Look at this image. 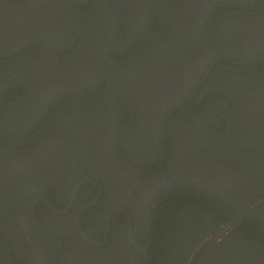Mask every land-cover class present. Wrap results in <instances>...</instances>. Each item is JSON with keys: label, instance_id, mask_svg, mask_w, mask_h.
Wrapping results in <instances>:
<instances>
[{"label": "flooded vegetation", "instance_id": "1", "mask_svg": "<svg viewBox=\"0 0 264 264\" xmlns=\"http://www.w3.org/2000/svg\"><path fill=\"white\" fill-rule=\"evenodd\" d=\"M154 1L157 0H97L95 13L92 15L87 9L85 14L89 17L80 19L85 27L87 26L83 34H80V24L73 13L70 0H0V202L7 196L5 206L8 209V213L2 211L0 203V222L3 234L9 242L7 245H10L0 252V264H145L144 258L135 251L133 243L129 240V219L122 210L112 212L109 225L110 240L108 243H102L108 233L106 218L111 208L117 205H125L131 211L133 238L138 246H146L149 264L164 263L168 253L183 254L179 256V260L176 254L169 256L172 257L169 264H183L185 260L182 259L187 253L192 256L187 260L188 263L184 264H195L208 250L210 254L214 253V248L209 249L214 244L218 245L216 252L226 247H238L243 234L239 233L232 238V232L239 226L237 220L222 222L214 233L231 227L228 236L211 243L192 263L190 261L205 241L198 243L199 238L205 235L206 228L196 235L194 246L189 244L193 249L188 246L185 252V241L181 239L183 237H179V233H183L181 227L175 226L176 236L173 232V238L163 231V228L157 234L154 233L150 225L151 219L162 215L156 216L160 208L170 200L176 185L188 178L203 182L222 196H226L225 192L228 190H233L240 200V205H243L240 208L243 217L261 210L260 207L264 206V202L260 205L261 201L255 208H250L249 205L256 195L255 191L261 192L264 189V69L254 67L250 76L243 80L245 83L233 82L237 89L249 86V95L245 96V104L237 105L232 111L223 113V118L217 119L213 112L206 109L209 97L200 95L206 90L209 78L215 75L214 71L218 78L211 82H218L219 87L231 91L233 87L225 72H232L236 68L250 72V67H253L251 65L264 67V0H182L179 4L182 12L179 16L168 19L169 24L189 33L197 43L194 56L189 61H183L180 69H169L166 77L168 82L177 87L176 94L180 105L189 100H184V97L190 95L191 99L195 95L191 103L186 104L171 118L172 120L179 114L175 125L172 126L173 137H170L171 132L168 131L171 120L166 126L169 146L166 170L173 181L172 190L161 169L165 158L162 132L165 120L175 108L167 114L172 106L168 107L163 103L167 110L159 112L163 115L161 135L152 137L142 123L149 113L146 112L147 99L153 100L156 95L153 96L151 91L142 86L145 95L142 96L139 107L134 105L133 130L114 137V134L104 133L108 127L104 126L102 121L98 122L96 130H80L81 120L84 125L93 122L96 126L98 113L95 109L102 114L101 109L106 106L100 98L93 99V95L85 97L83 94H77L74 98L60 96L93 85L104 88L98 82L104 76L109 77L113 85L119 83L123 86L128 97L126 99L124 94L123 101L127 105L130 103L135 89V83L126 79L127 70L133 72L134 68V59L129 56L131 45L135 39L144 37L143 29L147 25L154 24L152 18L150 20L149 16H146L151 15L149 7L153 6ZM143 7L146 8L136 10ZM219 9L237 11L234 15L221 18V22H225L227 27L232 24L236 29L234 35L229 34L225 39L210 34L211 28L219 22L213 19ZM164 11L167 17L172 13L171 10L169 13ZM208 11L211 15L206 17ZM143 18L145 19L142 20ZM115 21L120 22L116 36L122 42V48L116 51L115 47L110 56L107 51L114 42L106 34L103 36L102 32L106 24H114ZM91 23L92 34L89 27ZM216 27L218 28V25L213 27L214 32ZM78 37L81 42L75 51L70 53ZM179 37L185 40L181 33ZM147 39H143L144 43ZM184 40L182 43L174 40L176 51L186 50ZM149 41L147 47L153 45L149 47V51H157L160 56L159 52H164V41L159 40L160 47L154 45L153 39ZM36 44L39 45L38 50L34 48ZM62 45L66 49L64 57L59 60L56 48ZM15 57L18 60L14 59ZM217 57L234 65L214 66ZM224 66L227 68H223ZM79 101L90 102L84 108L79 106L78 111L79 113L82 109L89 108V115H79L73 110V106L78 105ZM188 106H191V110H187ZM205 110V115L197 116ZM130 115L127 113V118ZM43 116L44 118L37 122ZM158 117L159 115L155 116ZM58 123L67 126L62 127ZM225 124H229L231 137L229 134L218 133V126L220 130ZM247 126H251L254 134L250 135L251 128H246ZM7 127L11 128L13 133H18L20 138H8L10 134H5L4 130ZM23 132L27 138L23 137ZM250 137L254 138L253 142L262 149V154L259 152L258 156L253 158V168L250 164L244 166L245 169L249 167V171L247 170L248 175H244L242 182L236 178L234 171L230 170V159L226 160L224 167L216 171L211 170L206 163L207 161L214 167L215 156L194 153L195 149H199L200 139L203 138L206 149L224 151L229 150L228 147L231 146L230 154L235 155L236 150L251 146ZM135 138L145 144L146 148L152 149L153 161L151 158L146 160V148H137ZM235 138L239 139L236 145ZM154 140L163 146L164 153L153 148L151 143H155ZM189 147H192L193 152L190 159L187 158L186 149ZM260 157L263 161H260ZM211 159L213 161H210ZM183 162L187 164L184 166ZM237 162L235 171L244 172L245 169L239 167L241 161ZM86 177L100 180L103 195L98 205L81 215L79 224L87 236L100 246L95 247L84 240L74 226L76 212L98 196L97 186L89 183L82 186L75 207L67 214H55L45 204H39L37 207L40 227L58 237L63 243L62 254L56 258L59 252L58 243L38 230L31 213L32 200L46 197L56 207L65 209L70 203L74 188ZM22 178L27 180L22 181ZM247 186L252 190H246ZM33 187L38 189V194L31 199L27 212L21 191ZM48 187L52 190H48ZM245 190L246 192H243ZM161 201L162 204L156 207ZM154 207L156 208L152 211ZM223 212L229 215L228 217L231 216L230 213ZM163 220L160 218V222ZM195 227L200 228L198 225ZM230 240L232 242L228 243ZM166 243L169 246L167 248ZM170 243H174L175 252L171 250ZM255 254L264 259L258 250Z\"/></svg>", "mask_w": 264, "mask_h": 264}, {"label": "trees", "instance_id": "2", "mask_svg": "<svg viewBox=\"0 0 264 264\" xmlns=\"http://www.w3.org/2000/svg\"><path fill=\"white\" fill-rule=\"evenodd\" d=\"M182 0H157L153 2V6L149 7L151 8V15L146 14V16H149L150 20L152 18L153 25H147L143 29L144 37L139 39H135L132 43L131 47V53L130 57H133L134 59V68L133 72H130L127 70L126 72V78L128 82L132 81L134 84V93L132 94V100L128 105L126 102L123 101V96L125 94V89H123V86L119 83L116 85H113L110 81L111 79L109 77H104L102 76L101 79L98 80L99 83L103 85L104 88L102 87H96L93 85L92 87L89 88H82L80 90H72L70 93H63L60 96H67V97H72L78 95H85L91 96L93 95V99L95 97L100 98L104 103H106V106H104L103 110L101 111L104 113L101 114L97 109H95V112L98 113L97 115V123L96 126L91 123H85V125L82 122V125L80 126L81 131H93L96 130L98 122L102 121L104 126L108 127V129L104 133H109V134H114V137L119 136L118 134L120 133H125V131H131L133 130L134 126L132 124L133 120V115L132 112L135 110V107H139L140 102L142 101V96L145 95L143 92L142 86L146 87L148 91H151V94L154 96L156 95L153 100L150 98L147 99V110L146 112H149L146 114V119L142 123L144 126V129H146L152 137H159L161 135V124H162V118L163 115L162 113L159 114V112H166V106L163 103H166V105L172 106L167 111V114L171 113L174 108H176L179 103H181L177 99V94H176V88L175 85H172L171 82L167 81V74L169 72V69H175V68H181L183 66L182 62L183 61H189L190 58L194 56L197 43L195 39L187 32L184 30L178 29L176 26L173 24H169L168 19L169 18H175L179 16V14L182 12V9L179 8ZM97 3V0H70V5H72V10L74 15L76 16V20L79 21V27H80V34H83L85 28V25L83 22L80 21L82 17H89L86 13L87 9L89 10L90 14H94V7ZM185 4V3H184ZM218 5H222V3H217ZM178 5V7H177ZM146 7H143L142 9H136V10H144ZM179 8V10H178ZM164 10H167L168 13L171 10L172 13L170 16H165L166 13ZM212 10V9H211ZM237 11H232L229 9H219L218 11L215 12L213 15L214 21H217V23L214 26L218 25V28L216 27L215 32L214 26L211 28L210 34L215 36L216 38L221 37L225 39L226 37L229 36V34L234 35V32L236 29L235 27L230 26L227 27V24L225 22H221V18H226V16H229L230 14L234 15L236 14ZM211 15L210 11L206 13V17ZM145 16V18H146ZM143 18L142 20H144ZM92 16L90 21H92ZM240 21V19H238ZM120 25L119 23H116V21L111 24H106L104 27V31L102 32V35L106 34L109 39H111L114 44H112L111 48L107 53L111 56L112 50L116 47V51L119 50L120 44L122 43L119 39H117L116 34L118 35V26ZM93 23L90 24V29L92 27ZM121 30V29H120ZM219 31V32H218ZM93 33V28L90 30V34ZM182 34V36L185 38V40L181 37H179V34ZM120 34V33H119ZM159 38L158 40L156 38ZM148 38L147 42L144 43L143 39ZM77 43L76 45L73 46L72 50L70 53L75 51V49L78 47L77 45L79 42H81V38H77ZM153 39L154 40V45L157 47L161 46V43L159 40H163L164 44L162 46V50L164 52H159L160 56L157 54V51H149V47L153 45H149L150 41ZM174 40L175 42L180 41L182 43V40L185 41L184 47L186 50L183 52H178L175 49L174 46ZM117 41V42H116ZM116 42V43H115ZM203 42V41H202ZM144 43V44H142ZM65 46H57L56 50L58 51V55L60 57L59 60H61L64 57V48ZM155 47V48H157ZM35 50H38L39 45L36 44L34 46ZM169 49V50H168ZM170 55H168V54ZM15 54H13L14 56ZM12 56V57H13ZM8 59V58H7ZM16 59V57L14 58ZM13 59V60H14ZM259 59V58H256ZM18 60V59H16ZM171 60V62H170ZM243 60V59H241ZM240 60V61H241ZM172 63V64H171ZM253 67H250V72L247 70H243L242 68H236V70L227 71L225 72L227 75V79L229 82H231V86L233 87L231 91H227L225 89H222V87H219V83L216 82L213 83L211 81H214L215 79L218 78L216 71H214L213 75L211 78L208 80V85H206V90L200 94L201 96L204 97H209L205 98L208 100V104L206 109L210 110L215 114L217 119H220V117L223 118V113H227L228 111H232L233 108H235L237 105L242 106L244 100H246L245 96L249 95V92H247V89L249 90V86H244L242 87L243 89H237L234 85L233 82L237 81L239 84L240 83H245L243 80L247 79L248 76H250L251 71L253 68H257L259 70H263L264 67L261 65H251ZM223 68H227L224 66ZM231 70V69H227ZM208 71V69H207ZM239 73V74H238ZM247 74V75H246ZM114 75V74H113ZM261 75V74H260ZM210 82H211V87H210ZM112 85H111V84ZM146 84V85H145ZM22 90V88H21ZM91 93V94H88ZM126 96V94H125ZM139 96V99H138ZM148 94H146L145 97H147ZM181 97V95H179ZM190 95L184 97V100L189 98ZM173 98V100H171ZM126 99L128 97L126 96ZM183 100V101H184ZM121 101V102H120ZM90 102L94 103L96 106V103L91 100ZM90 102H78L77 104H73V110L78 113L79 111V106L80 107H86V104H90ZM149 104V105H148ZM171 104V105H170ZM135 105V107H134ZM187 110H191V106L187 107ZM90 109L85 108L82 109L78 114H90ZM127 113L131 114L130 117L127 118ZM207 113V110H205L202 114H199L197 116H202ZM156 115H159L158 118H155ZM179 114H177L174 119L170 121L168 124V131L171 132L170 137H173L174 135V128H172L173 125H175L176 118ZM43 117L39 118L37 122H39ZM109 121H108V119ZM160 118V121L158 119ZM62 127H66V124L58 123ZM115 124H119L120 126H116ZM217 127V126H216ZM246 128H251V126H247ZM11 128L7 127L4 128L5 134H10L8 138L11 139H18L20 138V135L18 133H13ZM254 130L251 128V134H254ZM218 133L221 135L224 134H229L231 137V133L229 131V124H225L222 126V128L219 130L218 126ZM206 134V133H204ZM203 134V135H204ZM23 137L24 132H23ZM136 139V138H135ZM123 140V139H122ZM137 140V139H136ZM235 145L238 143L239 139L235 138ZM254 138L252 139L250 137V144L251 146H248V148H244L243 150H236L234 153L235 155L230 154L231 146L228 147L229 150H213V148H208L206 149L204 147V139H200L199 143V149H195L194 153L200 155H208L210 156H215V163L214 167H211L210 164L206 161L208 167L211 170H220V167L225 166L226 160H231V164L229 165L230 170L234 171V175L239 181H243L244 175L247 174V170L249 171V167L247 169L244 168V166H247L250 164V167L252 166L254 162L253 158L258 156V153L260 152V147L253 142ZM155 141V140H154ZM171 141V140H170ZM159 143H161V140H159ZM135 144L137 145V148H146V145L139 142L138 140L135 141ZM153 148L158 150L161 153H164L163 146L158 144L156 141L155 143H151ZM188 149L187 153V158L190 159L191 156L193 155L192 152V147L186 148ZM262 150V149H261ZM147 152H152V154H148L146 152V160H149L151 158V161H153V151L151 148H146ZM172 151V150H171ZM242 153V154H241ZM241 154V155H240ZM260 154H262L260 152ZM170 155H174L173 153H170ZM210 161H213L212 159ZM241 161V164L239 167H243L244 172L242 171L241 173H237L235 169L238 166V162ZM260 161H263L260 157ZM229 162V161H227ZM187 163L183 162V165L185 166ZM218 165L219 168H218ZM262 167V165L260 166ZM234 168V169H233ZM253 168V167H251ZM224 169V168H222ZM87 170V169H86ZM257 171L259 170V167L256 169ZM90 171V170H87ZM81 172V171H80ZM254 172V171H253ZM214 174H217L214 172ZM83 175V174H82ZM191 176V175H190ZM194 178V177H193ZM23 180H27L25 178H22ZM231 182H237V181H231ZM261 182V181H260ZM264 182V179L263 181ZM230 183V182H229ZM228 183V184H229ZM246 185V184H244ZM253 185V184H252ZM73 184L71 185V187ZM70 187V188H71ZM248 187V186H247ZM257 189V188H256ZM48 190H52L51 187H48ZM213 189H210L208 186H206L203 182H198L193 179H184L182 182L178 183L175 187L174 193L172 194L170 200L164 205V207L160 208V211L156 214V216L162 214L161 216H158L157 218L153 217L151 219V228L154 231L155 234L161 228H163V231H166L172 238H173V232L175 230V226L177 228H182L183 233H179V237H183V247H184V252L186 248L189 246H194L195 243V237L196 235L202 231L203 228H206V233L203 236V238H199L200 241L198 243H202L204 240H206L209 236H206L207 234L214 233L215 229L220 226L223 223H228L230 221L237 220L239 222V226L236 228V231L232 232V238H235L238 236L239 233L243 234V239H242V245L240 243V247L236 248H228L226 249H219L217 252L216 250L218 249V245L214 244V246H211L209 249L214 248L213 251L214 253L210 254L209 250L205 252V254L201 255L197 262L195 264H264V259H260L257 257L255 254L258 250V253L261 254L264 257V206L260 207L261 210L259 209L258 211L252 212L249 215L243 217L242 214L240 213V208L243 205H240V200L235 196V192L233 190H228L226 193V196H222ZM246 190H252L250 187ZM243 191V192H246ZM22 195L21 198L24 201L26 211L29 212V204L31 199L38 194V189L34 188L33 189H26L22 190ZM256 194L252 200V203H249L250 208H255L256 205L262 202L264 199V189L259 191H255ZM68 196V195H67ZM7 196H4L1 199V209L5 213H8V209L5 206V201ZM227 197V198H225ZM244 202V201H243ZM242 202V203H243ZM261 205V203H260ZM264 205V204H263ZM231 206V207H230ZM227 207L230 209L228 210ZM165 208V209H164ZM168 208V209H167ZM243 208V207H242ZM223 211H226L231 214L230 217L229 215H225ZM166 212V213H165ZM175 213V214H174ZM166 214H168V217H166ZM197 217L199 219L197 220ZM160 218H163V222H160ZM199 226L196 228L195 226ZM193 227V228H192ZM213 231V232H212ZM166 235V239L168 240L169 235ZM174 235L176 236V233L174 232ZM232 242L231 240L228 241V243ZM8 239L5 238L3 234V229L2 225L0 222V252L3 251L4 249H7L10 247V245H7ZM171 250L173 249L174 243H170ZM169 247L168 244L166 243V248ZM190 247V246H189ZM191 248V247H190ZM193 249V248H191ZM174 252L176 249H173ZM228 251V252H227ZM170 254V255H169ZM176 254L177 260H179V256H182L183 254H177V253H168V258L164 259L162 264H169L172 259V257ZM169 258V256H171ZM191 254L187 253L182 260H185L184 263H188V261L191 258ZM186 257V258H185ZM189 258V259H188ZM188 260V261H187ZM187 261V262H186ZM172 264V263H170ZM180 264V263H179Z\"/></svg>", "mask_w": 264, "mask_h": 264}, {"label": "water", "instance_id": "3", "mask_svg": "<svg viewBox=\"0 0 264 264\" xmlns=\"http://www.w3.org/2000/svg\"><path fill=\"white\" fill-rule=\"evenodd\" d=\"M217 64H227V65H234L232 63H229L225 60H222L220 59L219 57H217V60L214 64L217 65ZM202 88V86L199 88V90ZM198 90V91H199ZM195 96V95H194ZM194 96L187 100L186 102H184L183 104L179 105L178 107H176L174 109V111L167 117V119L165 120L164 124H163V132H162V136H163V139H164V145H165V158L163 160V163H162V166H161V169L163 170L164 172V175L168 181V184L170 186V190H172V184H173V181L171 180V178L169 177V175L167 174V170H166V162H167V159H168V155H169V146H168V142H167V136H166V126H167V123L171 120V118H173V116L179 112L182 108H184L186 106V104L188 103H191L192 102V99L194 98ZM95 184L99 190L98 192V196L91 200L89 203H87L86 205L82 206L75 214V219H74V226L76 227V230L78 232V234L84 239L86 240L88 243H90L91 245L97 247V246H100V244H98V242L96 241H93L92 239H90L87 234L82 230L80 224H79V219L81 217V215L87 211L88 209L96 206L99 204L101 198H102V195H103V186H102V183L100 182V180L94 178V177H86V178H83L81 181L78 182L77 186L74 188L73 190V193H72V196H71V200H70V203L68 205L67 208L65 209H60L58 207H56V205L48 198L46 197H37L35 199L32 200V203H31V213L33 214L34 216V219H35V224L38 228V230L46 237L56 241L58 243V246H59V252L58 254L56 255V258H59L62 254V249H63V243H61V240L52 235V234H49L47 232H45L39 225L38 223V220H37V207L39 204H45L46 206H48L55 214H58V215H64V214H67L69 211L72 210V208L75 207V202H76V198L79 194V191L81 190L82 186L85 185V184ZM171 193V191H170ZM166 199V198H165ZM264 202V200L261 202V204ZM162 204V201L158 203V205L156 207H158L159 205ZM152 208V211L155 210V208ZM118 210H122L125 212V214L128 216V219H129V240L131 243H133V246H134V249L135 251L140 254L144 260H145V264H149V259H148V256H147V253H146V246H143V247H140L138 246L136 243H135V240L133 238V217H132V213L131 211L128 209L127 206L125 205H117V206H114L113 208H111V210L109 211L108 213V216L106 218V229L108 231L107 233V236L105 237V240L104 242L102 243H108L109 240H110V236H109V225H110V217H111V214L112 212L114 211H118ZM231 230V227L230 228H223V229H220L218 232L210 235L201 245L200 247L198 248V250L196 251V254L193 256L192 260L190 261V263L194 262V260L196 259V257L198 255H200L205 249L207 246H209L211 243L215 242V241H219V240H223L225 239L227 236H228V233L230 232Z\"/></svg>", "mask_w": 264, "mask_h": 264}]
</instances>
